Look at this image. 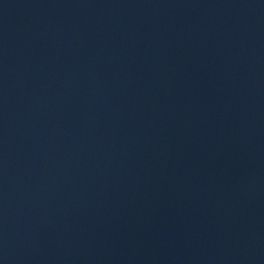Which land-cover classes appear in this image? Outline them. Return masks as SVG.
<instances>
[{
	"label": "water",
	"instance_id": "water-1",
	"mask_svg": "<svg viewBox=\"0 0 264 264\" xmlns=\"http://www.w3.org/2000/svg\"><path fill=\"white\" fill-rule=\"evenodd\" d=\"M0 264H264V0H0Z\"/></svg>",
	"mask_w": 264,
	"mask_h": 264
}]
</instances>
